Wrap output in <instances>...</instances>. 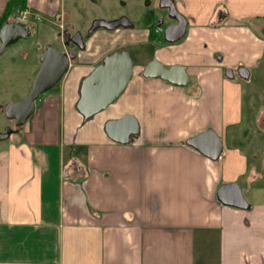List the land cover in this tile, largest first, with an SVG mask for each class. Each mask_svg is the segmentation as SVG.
Wrapping results in <instances>:
<instances>
[{
  "label": "crops",
  "instance_id": "0c3cea01",
  "mask_svg": "<svg viewBox=\"0 0 264 264\" xmlns=\"http://www.w3.org/2000/svg\"><path fill=\"white\" fill-rule=\"evenodd\" d=\"M7 1L0 0V23L21 8L5 17ZM175 6L187 35L154 53L182 65L186 85L136 75L105 115L84 120L75 108L80 82L109 51L106 41L133 46L147 34L135 26L102 29L101 43H87L38 97L20 142L0 148V264H198L210 246L216 264H264V139H248L242 124L243 83L264 64V0ZM22 8L43 14L36 27L47 39L57 22L75 24L62 0H25ZM126 113L139 132L120 143L101 126ZM81 123L95 130L77 141ZM206 129L222 141L216 159L185 143ZM228 182L240 186L248 208L217 200V188Z\"/></svg>",
  "mask_w": 264,
  "mask_h": 264
},
{
  "label": "water",
  "instance_id": "95a60500",
  "mask_svg": "<svg viewBox=\"0 0 264 264\" xmlns=\"http://www.w3.org/2000/svg\"><path fill=\"white\" fill-rule=\"evenodd\" d=\"M161 8L168 9V15L176 22L168 24L163 29V38L167 42L179 40L185 33L187 21L182 16V21L178 20L171 12H177L175 0L165 3L159 0ZM119 25L128 26L125 18L114 20H94L90 31L102 26L108 29ZM159 26L160 23L157 22ZM29 28L13 22H4L0 26V32L12 33L13 37L9 41H3L0 37V54L5 46L18 38L27 36ZM75 53L54 47H47L39 57L41 65L33 77L30 90L20 99L8 102L4 105V113L9 118H15L17 125H23L35 110V100L43 93L52 88L64 75L69 67L70 60ZM132 61L125 51L113 52L106 55L102 62L95 66L86 74L79 86V96L75 103V108L83 116L84 120L91 118L97 112L105 109L124 90L132 76ZM237 73L242 78L249 76V71L245 67L237 69ZM143 77H158L174 85H186L189 81L188 73L180 64H172L165 67L157 59L147 62L141 70ZM228 77H233L231 69L226 70ZM104 130L109 138L120 143L134 140L139 132V124L131 114H123L116 119H109L104 124ZM11 132L7 127L0 132V140L5 139ZM185 143L198 150L203 155L216 159L222 151V141L212 130L206 129L188 138ZM216 198L220 202L240 208H248L250 204L245 200L240 186L236 182L221 184L216 190Z\"/></svg>",
  "mask_w": 264,
  "mask_h": 264
},
{
  "label": "rangeland",
  "instance_id": "374dc122",
  "mask_svg": "<svg viewBox=\"0 0 264 264\" xmlns=\"http://www.w3.org/2000/svg\"><path fill=\"white\" fill-rule=\"evenodd\" d=\"M63 8L69 10L71 13V19L73 22L80 27H86L90 25L96 19L102 20H112L119 18L121 16L126 17L131 23L135 25L138 29L147 28L151 24L158 22L162 18V8L159 6L158 0H62ZM17 8L16 10H21ZM15 10V11H16ZM38 22V20L33 22V25ZM165 23L160 25L161 31L156 36L157 39L153 42L148 43H137L133 46H123L126 47L130 56L134 61H144L146 57L150 56L155 48H162L164 46H169L172 44H178L179 40L169 43L163 38V27ZM57 31V27L54 26ZM53 29V30H54ZM103 28H97L92 32V36L97 37L89 38L88 44H92L93 48L99 43H101L102 38H98L100 32H105ZM188 32V31H187ZM187 32L184 36L187 35ZM32 37L27 40H21L17 46H14L6 51L2 55L0 60V104H5L12 102L23 97L31 87V79L35 75L36 67V52L34 51V46H30ZM110 40V41H109ZM117 38H110L106 42L108 50L117 49L122 46V44L117 42ZM26 49L27 55L22 57L20 54V49ZM182 49V48H180ZM14 54L15 60H9V55ZM137 55V57L135 56ZM7 60H4L6 59ZM249 81H242L245 84L243 86L245 90V99L242 104V124L249 127L248 139L252 136L264 139V125L262 119L258 122L257 118L264 114V64L260 67L250 70ZM130 82H133L130 81ZM192 86V83L189 85ZM43 94V93H42ZM107 111H100L99 114H106ZM123 115V114H122ZM121 117V116H120ZM109 118V119H116ZM119 118V116H118ZM88 120V119H87ZM4 123L3 117L0 115V128ZM260 123V124H259ZM94 123L82 124L80 127L75 128L74 135L77 137V141L81 140L82 134L92 133L95 130ZM104 131V125L101 126ZM89 133H87V132ZM105 132V131H104ZM22 139V133L18 132L13 135V138H5L0 140V148H9L11 145L20 142ZM56 157V156H55ZM67 160V156H61V161ZM204 253V247H201ZM216 250L214 246H210L208 251L206 250V256L202 255V260H199L198 264H216ZM197 263V260H196Z\"/></svg>",
  "mask_w": 264,
  "mask_h": 264
},
{
  "label": "flooded vegetation",
  "instance_id": "af4514ba",
  "mask_svg": "<svg viewBox=\"0 0 264 264\" xmlns=\"http://www.w3.org/2000/svg\"><path fill=\"white\" fill-rule=\"evenodd\" d=\"M169 1L171 0H164L165 3H169ZM159 2V0H158ZM177 9V8H176ZM172 15H174L178 20H181L182 21V16L180 14H182L179 10H177V12H171ZM183 15V14H182ZM122 18H125L126 21H128V26H124V25H119L115 28H112V29H108L106 27H102V26H99V27H96L94 28L93 30L90 31V27L92 25V23H90V25H87L86 27H80V26H77L73 23H70V24H62V28H57L58 30L55 32V34H53V38L52 39H47L43 36V34L41 33L40 29L38 27H36V24L40 21H42L43 19H41L40 21L36 22L28 31L27 33V36L24 37V38H18V39H15L14 41L10 42L9 44H7L5 46V49L3 51L2 54H0V60H1V57L2 55H4L6 53V51L14 46H17V44L21 41V40H27V39H30V37H32L31 41L32 43H30V46H34V50H38L40 48L41 51L39 52L38 56H37V66H36V72L38 70V68L40 67L41 65V61L39 59V57L42 55V53L46 50L47 47H54V48H58V49H63V50H66V51H72L75 53V56L73 57L72 60L70 61H75V60H78L79 59V56H80V52L81 51H84L85 48L87 47V42L89 40V38L92 37V32L97 29V28H103L104 30H108V31H114L116 30L117 28H126V27H132V26H135L133 23H131L126 17L124 16H121L119 18H115V19H122ZM97 20V19H96ZM114 20V19H112ZM158 22L160 23V25L164 22L165 23V26L162 28L164 29L168 24L170 23H174L176 22L175 19H172L169 15H168V9L166 8H162V18H160L158 20ZM13 23H16V22H13ZM59 23L60 22H57V26H59ZM3 23H0V26L2 25ZM18 24V23H16ZM20 25V24H18ZM160 25L158 26L157 23L156 25L155 24H151L149 25L147 28H142V29H145L147 30V34H146V39L144 42L142 43H148V42H153L157 39V35L158 33L161 31V27ZM0 37L3 41H9L13 35L12 33H6V32H0ZM155 50V49H154ZM154 50L152 51L151 55L146 57L144 61H134V59L130 56V54L128 53L126 47H123V46H120L118 47L117 49H113V50H109L107 52H104L102 53L101 55L98 56V58L94 61V63L92 64V68L91 70L97 66L98 64H100L103 60V58L106 56V55H110L112 54L113 52H121V51H125L128 56L130 57L131 61H132V76L130 78V80L136 76V75H141V70L142 68L144 67V65L149 62L150 60H153V59H157L158 61L161 62L162 65H164L165 67H169L172 65V63H167V62H164L162 60H160L159 58H157L156 54L154 53ZM25 51H27L26 49L22 48L20 49V54L24 53ZM87 56V55H86ZM84 57L85 59H90V57ZM137 57V55H135ZM15 55L14 54H10L9 55V60L11 61H14L15 60ZM83 57V56H82ZM4 60H7L4 59ZM36 74V73H35ZM34 77V76H33ZM143 77V76H142ZM144 78H147V77H144ZM58 83V82H57ZM56 83V84H57ZM55 84V85H56ZM38 99L37 98L35 100V110L37 109L38 107ZM16 101V100H15ZM7 104V103H5ZM5 104H0V115L1 117H3V120H4V123L2 124L1 128H0V132H3V130L7 127L8 130H11V132L7 135L6 138H13V135L15 133H18V132H21L22 130V127L23 125H17L16 122H15V118H9L5 115L4 113V105ZM34 110V112H35ZM33 112V113H34ZM33 115V114H32ZM31 115V116H32ZM30 116V117H31ZM262 122L264 124V114L262 116Z\"/></svg>",
  "mask_w": 264,
  "mask_h": 264
},
{
  "label": "built area",
  "instance_id": "2783aa9c",
  "mask_svg": "<svg viewBox=\"0 0 264 264\" xmlns=\"http://www.w3.org/2000/svg\"><path fill=\"white\" fill-rule=\"evenodd\" d=\"M43 18V16L36 12L32 11L28 8H23L21 10H16L11 16L10 20L14 21L16 23L31 27L33 25V22L38 20L40 21ZM59 27L62 28V23H59Z\"/></svg>",
  "mask_w": 264,
  "mask_h": 264
},
{
  "label": "trees",
  "instance_id": "16d2710c",
  "mask_svg": "<svg viewBox=\"0 0 264 264\" xmlns=\"http://www.w3.org/2000/svg\"><path fill=\"white\" fill-rule=\"evenodd\" d=\"M16 7H25V0H8L6 5L5 17L7 16V14H9V12H11L10 10ZM63 156H65V154H63Z\"/></svg>",
  "mask_w": 264,
  "mask_h": 264
}]
</instances>
